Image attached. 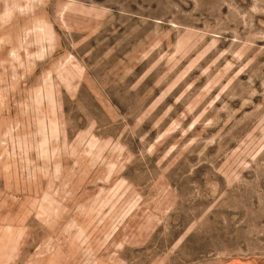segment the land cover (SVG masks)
<instances>
[{
    "label": "rangeland",
    "instance_id": "rangeland-1",
    "mask_svg": "<svg viewBox=\"0 0 264 264\" xmlns=\"http://www.w3.org/2000/svg\"><path fill=\"white\" fill-rule=\"evenodd\" d=\"M0 264H264V0H0Z\"/></svg>",
    "mask_w": 264,
    "mask_h": 264
}]
</instances>
